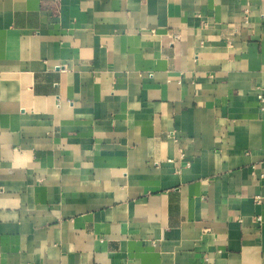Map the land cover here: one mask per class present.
Returning <instances> with one entry per match:
<instances>
[{
	"label": "crops",
	"instance_id": "crops-1",
	"mask_svg": "<svg viewBox=\"0 0 264 264\" xmlns=\"http://www.w3.org/2000/svg\"><path fill=\"white\" fill-rule=\"evenodd\" d=\"M0 264H264V0H0Z\"/></svg>",
	"mask_w": 264,
	"mask_h": 264
}]
</instances>
